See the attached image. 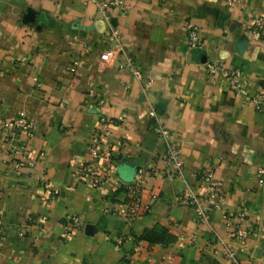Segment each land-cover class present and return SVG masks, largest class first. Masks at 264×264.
<instances>
[{
  "label": "crops",
  "instance_id": "obj_1",
  "mask_svg": "<svg viewBox=\"0 0 264 264\" xmlns=\"http://www.w3.org/2000/svg\"><path fill=\"white\" fill-rule=\"evenodd\" d=\"M125 1L127 10L104 15L91 0H0V119L25 115L35 133L28 140L35 167L18 173L7 162L0 127V264H228L217 235L242 264H263L264 185L256 173L264 168V103L257 108L222 76H211L206 61L240 68L249 93H264V39L245 28L264 11V0ZM28 9L34 22L25 19ZM187 22L200 28L202 47L189 46ZM130 59L141 79L126 67ZM149 102L168 139L156 133ZM104 120L108 130L99 142ZM97 142L117 163L109 176L106 160L90 153ZM169 145L181 151L184 178L166 164ZM90 162L103 176L98 186L79 173ZM207 164L228 211L249 207L243 221L228 224L206 200L204 223L179 201L186 187L206 196L199 172ZM140 168L146 173L139 214L104 212L129 196ZM73 213L83 228L70 233ZM157 225L166 241H146L149 253L113 241ZM239 225L251 232L245 246L229 236Z\"/></svg>",
  "mask_w": 264,
  "mask_h": 264
},
{
  "label": "built area",
  "instance_id": "obj_2",
  "mask_svg": "<svg viewBox=\"0 0 264 264\" xmlns=\"http://www.w3.org/2000/svg\"><path fill=\"white\" fill-rule=\"evenodd\" d=\"M95 2L99 11L104 15H107L113 9H119L125 11L128 9V4L125 0H91ZM229 4H232L234 0H227ZM245 28L254 37L259 39H264V11L259 13L257 16L253 17L249 22L246 23ZM185 31L188 37V44L190 47H202L201 41V30L196 25L187 22L185 25ZM112 41H115L119 45V36L116 31H112L110 36ZM24 60V59H23ZM77 64V60L74 62ZM207 71L211 76H222L229 87L236 93L241 94L245 100L252 102L257 108H261L264 103V93L260 95H251L243 84L242 81V70L240 68L230 69L222 60H212L206 61ZM126 67L130 68L136 78L141 79L143 74L140 69H138L132 59L128 61ZM147 83L150 85L152 79H148ZM149 115L155 120V131L161 137L168 139L170 137L169 129L159 120V114L152 102H149ZM108 121L104 120L100 129L96 131V139L100 142L107 130ZM0 127L6 132L5 141L7 142L8 159L7 162L15 168L18 173L24 167L33 169L35 167V161L30 156V150L28 147V140L34 136V129L25 115L19 116L18 119L10 121L5 119H0ZM90 153L92 154L94 161L100 158H104L107 163L109 176L112 172H115L117 163L107 154V151L103 149L97 142V144L91 146ZM164 158L171 174L177 178H184V159L181 156V151L178 147L169 145L165 151ZM94 162H90L83 166L79 173L83 177L89 176L88 181L94 186H98L102 180L103 176L98 175L94 171ZM146 171L140 168L133 181L128 183V200L120 201L112 207H105L104 212L108 214H117L125 218L136 217L142 206V190L145 182ZM200 179L205 184L206 196L202 197L197 195L190 187L183 189L179 196V201L187 206L193 207L199 217L201 222L207 223L210 220V214L204 207V202L206 200H211L213 206L220 210L223 214V218L228 224H233L234 218L243 221L248 213L249 207L242 204L238 209L237 213H231L224 206L225 196L220 190V183L216 176L215 168L212 164L205 165L199 172ZM257 182L260 186L264 185V168H259L256 173ZM53 193L55 195L59 194V189H54ZM2 223V214L0 212V224ZM68 232L72 233L76 230H81L83 228V220L80 215L70 214L68 216ZM234 225V224H233ZM251 232L249 229L244 228L242 225L238 227H233L229 233V236L237 241L241 246H245L246 242L250 236ZM218 243L222 246V255L228 262V264H242L238 257L237 251L233 246L225 243L217 235ZM113 241L120 247L125 246L127 243H133L134 249L140 250L145 249L148 253L151 250V244H148L146 248V241L142 239H135L132 235H119L113 238ZM181 243H183L184 238H180ZM131 259L132 253L127 255ZM264 264V259L262 261Z\"/></svg>",
  "mask_w": 264,
  "mask_h": 264
},
{
  "label": "trees",
  "instance_id": "obj_3",
  "mask_svg": "<svg viewBox=\"0 0 264 264\" xmlns=\"http://www.w3.org/2000/svg\"><path fill=\"white\" fill-rule=\"evenodd\" d=\"M129 198L126 197L123 201L128 200ZM159 232H164L163 228L160 225L155 226V228L153 229H147L145 230V232L139 236V237H135V239H142L145 240L149 243H160V242H165L166 238L164 236H162V238H160L158 236ZM165 234V233H164Z\"/></svg>",
  "mask_w": 264,
  "mask_h": 264
},
{
  "label": "water",
  "instance_id": "obj_4",
  "mask_svg": "<svg viewBox=\"0 0 264 264\" xmlns=\"http://www.w3.org/2000/svg\"><path fill=\"white\" fill-rule=\"evenodd\" d=\"M25 19L28 22H34L36 20V15H35V13L31 9H28L26 11V13H25ZM91 229H94V227H92V225L89 224L87 226V230H91Z\"/></svg>",
  "mask_w": 264,
  "mask_h": 264
}]
</instances>
